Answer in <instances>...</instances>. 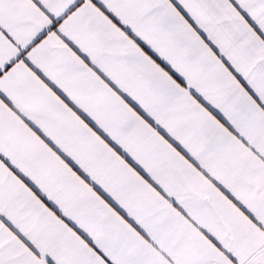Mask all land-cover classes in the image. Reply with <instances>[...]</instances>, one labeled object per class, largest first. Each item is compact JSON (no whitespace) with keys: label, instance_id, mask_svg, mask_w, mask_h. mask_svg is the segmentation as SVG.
Listing matches in <instances>:
<instances>
[{"label":"snow or ice","instance_id":"1","mask_svg":"<svg viewBox=\"0 0 264 264\" xmlns=\"http://www.w3.org/2000/svg\"><path fill=\"white\" fill-rule=\"evenodd\" d=\"M0 264H264V0H0Z\"/></svg>","mask_w":264,"mask_h":264}]
</instances>
